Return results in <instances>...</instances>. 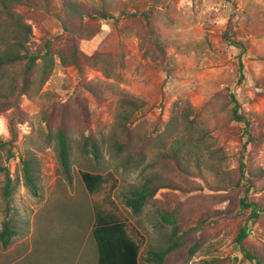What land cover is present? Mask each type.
<instances>
[{"label": "rangeland", "instance_id": "rangeland-1", "mask_svg": "<svg viewBox=\"0 0 264 264\" xmlns=\"http://www.w3.org/2000/svg\"><path fill=\"white\" fill-rule=\"evenodd\" d=\"M64 1L34 0V6L16 7L32 27L29 49L43 53L49 41L54 66L42 87L37 83L16 100L18 138L12 149L16 157L9 161L7 150L0 148V230L6 218L16 229L6 248L0 244V264H97L93 213L82 170L114 174L117 184L112 197L144 236L143 253L165 248L170 238L171 227L160 223L158 212L180 214L177 227L184 233L183 245L163 264H254L241 257L234 240L249 210L212 220L197 230L202 218L210 220L217 210L238 212L244 186L234 184L239 178L249 179L253 189L247 196L262 211L250 224L252 233L244 246L264 258V0H235L237 40L247 48L242 86L237 84L239 50L222 38L229 19L225 0H73L84 11L105 7L119 17L118 22L69 18ZM132 12L138 16H120ZM143 13L150 17L164 54L140 16ZM5 20L9 26L13 23ZM13 31L2 30L10 40ZM72 47L79 52L80 78L77 69L64 65L58 56ZM97 54L102 61L96 64ZM229 92L251 116L249 135L230 116ZM123 98L136 99L144 108L132 112L119 102ZM9 103L14 102H0V141L10 138L8 118L14 110ZM186 112L189 121L194 120L191 124L182 121L181 113ZM176 114L181 116L177 129L168 133L166 124ZM59 125L69 134L70 179L60 172L57 143L49 136V129ZM184 125L193 126L188 134L197 142L191 144V164L195 157L200 159L198 147L209 151L201 161L205 175L166 165L171 160L165 154L177 146V140L172 141L185 133ZM83 131L106 135L98 159L82 150ZM116 139L131 145L135 163L113 147ZM27 149L34 158L36 195L28 190L18 165ZM241 161L244 178L239 172ZM223 169L232 177V188L218 190ZM154 170L177 190H159L135 215L124 201ZM217 171L220 174H214ZM7 173L13 179L8 217L3 197Z\"/></svg>", "mask_w": 264, "mask_h": 264}, {"label": "trees", "instance_id": "trees-1", "mask_svg": "<svg viewBox=\"0 0 264 264\" xmlns=\"http://www.w3.org/2000/svg\"><path fill=\"white\" fill-rule=\"evenodd\" d=\"M225 1L228 6L226 11L229 15V19L222 38L228 46H234L239 50V77L237 84L242 86L246 81L244 73L245 67L242 57L245 55L247 48L242 42L237 40L239 19L236 2L235 0ZM22 5L34 6L36 5V2H34V0H0V102H8L9 99L14 102L11 104L9 103L14 110L8 118L10 138L6 141H0V148L7 150V159L9 161L16 157L15 153L12 151L14 143L18 138L16 120L19 107L16 100L23 94L28 95L31 88L37 83L42 87L51 75L54 66V54L50 50L49 41L46 43V49L43 53H32L29 49L28 43L32 35V27L23 19V16L16 11V7ZM63 8L69 18L77 17L79 19H84L87 17L90 19L115 20L116 22H118L119 19V17L111 14L105 7L93 11H84L81 9L80 3L73 0H65L63 2ZM120 16L136 17L138 16V13H122ZM140 16L145 18L147 25L150 27L154 36V43L164 54V46L158 38L157 31L152 27L150 17L145 13ZM4 17L8 21L12 20L13 23L9 26ZM5 27H7V29L8 27H11V29L14 30V36L11 40L6 38V35L2 32ZM58 56L64 65H72L77 69L78 78L82 76L83 70L80 66L77 47H72L67 54L59 53ZM96 56L97 59L95 63L97 64V62L102 61V58H100L98 54ZM38 59H41L40 65L37 63ZM96 64H94V66H97ZM32 72H36L33 77L30 76ZM104 73L107 74V72ZM229 101L232 104V109L230 111L231 118L244 125L243 132L246 135H249V129L252 124L251 116L242 111L241 104L234 93L229 92ZM119 102H122V105L131 107L132 112H137L144 108L143 104L133 98H123L120 99ZM178 116H182V121H186L187 124H191L192 121H194H189V115L187 112L185 114L181 113V116L176 114L174 116L176 117L175 119L172 118L167 122L165 129L166 132L169 133L171 129H177L176 123L179 120ZM185 126V133L176 137L172 141L173 143L177 140V146H173L172 149L165 154L167 160H171L170 162H166V165L173 170L182 168L187 172H193L192 169H195L199 176L203 174L205 175V162L203 164L201 161L205 160L202 156L206 154L209 156V151L207 148L203 149L198 147L197 150L200 154L197 151L195 154L198 153L200 159L195 157L194 164H191V144L196 141L191 138L190 133L188 134V132L193 129V126L184 125V128ZM99 135L100 136H96V134L83 131L79 137L82 150L87 154H92L95 159L100 157L102 152L101 148L107 142L106 135L103 133ZM49 136L55 139L57 143L60 172L67 179H70L71 146L68 131L65 127L59 125L55 129H49ZM185 139L187 140L185 141ZM195 146L197 145L195 144ZM113 147L118 151L125 152L128 162L135 163V159L130 151L131 145L126 142L124 143L123 139H116L113 143ZM30 152L31 150L27 149L26 154L20 157L18 165L20 167L21 176L28 190L32 195H36L38 188L36 183L34 158L33 154ZM142 160H145V156H143ZM136 163H140V160ZM155 163L156 162L149 163V166L154 167ZM243 168L244 163L241 161L239 172L241 173L240 177L242 176L244 178ZM218 171L214 174H220ZM221 174V178L217 180V182H219V185H217L218 190H225L227 187L232 188V177L224 169ZM80 176L88 193L92 207L93 221L91 226V236L96 247L97 264H163L174 251L182 247L184 233L180 234L177 227L180 214L177 211L169 212L161 210L158 212L159 221L162 225H168L171 227L170 238L165 248L148 250L143 253L142 250L145 244L144 236L138 229L130 224L128 218L123 214L112 197V191L117 184L114 174L112 172L103 173L82 170L80 171ZM244 180L245 179L239 178L234 184L237 188L244 186L243 192L245 195L238 200L239 211L217 210L212 213V218L210 220H207V217H203L197 230L200 231V227L207 225L212 220L215 221L220 218L236 216L249 210L248 218L241 224L235 235L234 240L236 248L239 250V254L243 259L254 262V264H264V258L260 254L247 249L244 246V240L252 233V227L250 224L257 221L262 211V207L257 203L250 201L247 196V194L252 191L253 184L249 179H247V181ZM161 189L177 190V187L172 181L163 177L159 171L154 170L153 173L148 172L144 176V181L141 186L132 191L129 197L125 199V206L130 208L133 214L139 215L142 213L143 208ZM12 194L13 179L7 173L3 188V197L6 204V217H8L9 214ZM15 234L16 229L13 223L7 218L3 220L0 230V244L3 248H6L10 244V241Z\"/></svg>", "mask_w": 264, "mask_h": 264}]
</instances>
